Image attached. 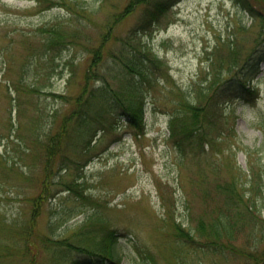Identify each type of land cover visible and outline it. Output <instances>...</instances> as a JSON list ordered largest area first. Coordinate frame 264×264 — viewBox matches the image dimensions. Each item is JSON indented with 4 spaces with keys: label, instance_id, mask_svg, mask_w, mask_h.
Returning a JSON list of instances; mask_svg holds the SVG:
<instances>
[{
    "label": "rangeland",
    "instance_id": "obj_1",
    "mask_svg": "<svg viewBox=\"0 0 264 264\" xmlns=\"http://www.w3.org/2000/svg\"><path fill=\"white\" fill-rule=\"evenodd\" d=\"M130 2L0 0V264H66L82 253L58 242L92 246L99 241L101 222L116 231L118 264H174L171 222L193 230L199 215L207 217L220 201L214 185L233 180L264 220V63L247 82L257 97L223 101L222 115L212 118L214 127L207 128L202 147L181 153L168 128L182 104L196 98L197 84L211 72L208 58L223 53L224 42L236 41L241 56L252 48L250 19L230 0H175L157 23L132 39L143 5L130 7ZM122 13L96 68L113 77L108 84L117 88L120 75L111 72L126 70L114 54L125 39L133 44L134 63L148 68L138 76L144 77L145 125L135 130L117 117L110 130L96 133L83 157L71 146L78 129L75 117L65 121L70 104L50 94L80 92L90 50L100 46L105 26ZM55 28L74 40L45 50L48 30ZM144 56L163 62L159 71L153 72ZM110 112L119 114L112 108L103 117L100 112L104 123L113 121ZM64 123L59 142L51 141ZM48 144L55 148L52 155ZM257 182L259 191L252 193ZM201 183L211 201H204ZM260 225V220L244 222L234 246L262 254ZM179 251L184 264H256L242 257L203 256L193 248Z\"/></svg>",
    "mask_w": 264,
    "mask_h": 264
},
{
    "label": "trees",
    "instance_id": "obj_2",
    "mask_svg": "<svg viewBox=\"0 0 264 264\" xmlns=\"http://www.w3.org/2000/svg\"><path fill=\"white\" fill-rule=\"evenodd\" d=\"M231 1L236 8L251 20L250 28H253L254 34V38L250 41L252 48L248 50V53L244 52V56H241L236 41H232V39L220 46V51L224 48L223 53L219 52L216 58L212 55L208 58L211 72L208 76H204L202 83L197 84L196 98L192 101H185L179 113L168 122L169 139L172 140L173 146L183 154L186 151L202 147L207 135V128L214 127L212 118L216 115L219 117L222 115L220 105L223 101L235 95L245 100L256 98V91L247 82L258 74L259 65L264 60V0ZM174 2L175 0H131L130 7L139 4L143 5V10L141 17L130 31L129 38L134 39L135 34L139 33L140 30L143 31L152 24L157 23L162 12L167 7L172 6ZM130 9H125L124 14ZM122 16L123 13L117 15L114 21L105 26L108 33L103 34L102 43L90 50L93 57L85 71L84 84L80 92L76 96L50 94L70 104V114L65 118V121H70L72 117H75L78 129L77 131L74 130V142L72 141L71 146L83 147L84 155H87L90 142L96 133L98 131L104 132L106 129L110 130L114 126L117 117L118 119L124 117L123 121L128 127L135 130H141L145 125L143 117L144 93L141 86V80L144 77L140 78L138 76L147 73L145 70L147 66L134 63L135 51L130 49L133 48V44H128L125 39L118 52L119 54H114V57L118 59V64L121 67L124 66L126 70V73L121 74L119 70L112 71L109 69L114 76L115 74H117V77L120 75L117 88H112L108 84L110 78L113 77L109 76V78L107 74H101L96 68L97 61L101 57L103 43L110 37L109 30H111V26ZM48 33L49 36L43 43L45 50H53L52 48L67 41L70 42L75 37L61 29L58 30V28L50 29ZM124 52L125 54H123ZM143 62L153 66V72L159 71V65L163 63L157 58L149 56H144ZM70 66H72V63H70ZM68 80H71V78ZM89 82H92V85ZM97 83H99L98 86H96ZM107 108L118 109L119 114L114 116L113 112H110L109 115L113 121L110 122L107 119V123H104V119L100 118L99 114L102 112L103 117V112ZM94 110H96L95 113L92 112ZM90 121L93 124H90ZM65 129L64 123L61 125L62 132L55 137H50V140L55 139V142L58 143L64 135ZM47 149L52 155L55 148L48 144ZM238 187L239 185H236L234 180L228 184L214 185V193L220 194V201L213 206L207 217L199 215L193 230L182 227L181 223L171 222L173 237L177 241L176 251L173 250L172 252L174 264H184V260L179 257V249L182 248L200 250L203 256L217 255L223 259L227 256L242 257L252 260L256 264H264V252L256 255V252H244L234 246L238 233L243 231L244 222L250 223L251 221L260 220V227L264 228V220L262 221L255 211V207L251 202L252 198H245V192H241V187ZM259 187L260 184L258 183L252 184L251 192L258 193ZM70 189V187L67 188V190ZM200 191L204 201H211L204 183H201ZM101 223L103 226L97 231L99 241L92 246H85L84 243L78 246L65 245L67 242H58L61 246L76 248L82 253V255L69 260L66 264L119 263V258H116L114 254V247L117 242L116 231L104 225V222Z\"/></svg>",
    "mask_w": 264,
    "mask_h": 264
}]
</instances>
